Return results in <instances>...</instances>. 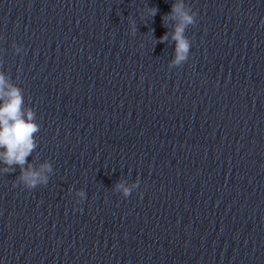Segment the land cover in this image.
<instances>
[{
	"label": "water",
	"instance_id": "95a60500",
	"mask_svg": "<svg viewBox=\"0 0 264 264\" xmlns=\"http://www.w3.org/2000/svg\"><path fill=\"white\" fill-rule=\"evenodd\" d=\"M172 3L0 0V71L39 124L26 159L54 169L0 173V264H264V35L247 0H186L169 67Z\"/></svg>",
	"mask_w": 264,
	"mask_h": 264
},
{
	"label": "clouds",
	"instance_id": "9594fccd",
	"mask_svg": "<svg viewBox=\"0 0 264 264\" xmlns=\"http://www.w3.org/2000/svg\"><path fill=\"white\" fill-rule=\"evenodd\" d=\"M145 11L153 17L157 9L147 7ZM196 15L186 0H173L170 12L162 16V23L168 31L159 37V41L174 43L169 67L179 66L188 59L191 45L185 31L189 25L196 22ZM129 31L131 35L137 32L134 20L129 21ZM15 51L20 52L21 48L15 47ZM38 131L39 124L35 112L30 107H24L23 91L20 87L9 84L6 73L0 71V173L15 171L13 166H18L20 174L17 179L28 189L47 184L54 171L49 160L43 161L37 167L26 159L37 147L35 134ZM139 183V179L131 184L121 180L115 184L114 190L128 197ZM85 195L84 190H77L76 203L82 202Z\"/></svg>",
	"mask_w": 264,
	"mask_h": 264
}]
</instances>
